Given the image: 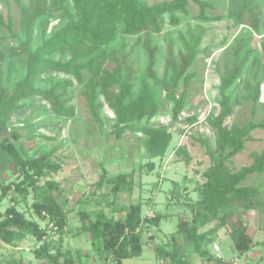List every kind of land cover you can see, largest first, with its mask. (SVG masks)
Returning a JSON list of instances; mask_svg holds the SVG:
<instances>
[{
    "label": "trees",
    "instance_id": "16d2710c",
    "mask_svg": "<svg viewBox=\"0 0 264 264\" xmlns=\"http://www.w3.org/2000/svg\"><path fill=\"white\" fill-rule=\"evenodd\" d=\"M16 3L21 12L24 39L19 45L8 49L9 56L0 47V130H9L8 124L13 114L36 98L47 102L57 117L75 118L76 110L70 90L77 82L86 88L88 107L98 126L102 127L104 123L101 117L102 106L98 102L100 96H103L116 116L110 133L121 139L128 131L140 132L147 137L149 157H164L173 140L172 130L139 125L143 120L153 119L159 112L150 83V80L157 78L159 52L152 36L164 31L166 16H169L171 25H180L181 19L177 15H186L190 3L199 7V19L210 21L205 12L211 5L200 0L163 1L154 5H149L146 0H30L29 4L16 0ZM231 6V17L235 24L246 26L261 37V58L253 56L251 67L252 72L253 67L256 68L257 72L253 75L256 78L264 67V18L257 12L260 6L257 0H231ZM55 12L65 21V25L51 37L45 38L50 30L49 15ZM14 27L11 17L5 19L0 14V29L5 28L10 36L15 37ZM37 27L43 41L34 49ZM124 36L137 37L135 44L141 45L148 57L146 77L141 81L137 95L134 92L136 70L129 63L132 52L127 51L125 45L114 46ZM201 38L202 31L196 36L190 35V39L184 42L185 51L178 55L173 53L172 48L168 49L165 80L170 87L166 95L173 104L175 120L180 118L188 99L186 89L178 96V88L182 80L188 86L194 78L189 71L199 54L197 48ZM247 41L243 36L232 50L227 51L221 77L219 111L206 119L216 134L215 146L207 139H199L210 158V166L203 174L205 181L198 186L197 201L189 204V214L180 216L178 223L177 233L186 235L189 244L200 256L215 260L218 264L225 262L217 259L215 254L210 256L204 245L214 242V234L228 227L229 219L236 217L239 211L261 208L264 231V189L242 185L248 177L264 173V152L254 154V162L238 171H233L228 165L233 157L245 150L246 143L255 130H264V121H250L243 126L230 123L234 95L227 91L243 76L254 53V49L250 48L241 55ZM24 55L27 56L25 76L14 85L5 86L4 67L9 57L20 58ZM57 55H68L69 58L63 61L56 59ZM51 73L65 77L56 78ZM86 74L89 76L85 81ZM262 83L261 80L253 83L246 79L244 84V90L253 102V114L263 95ZM196 120L195 116L186 119L190 123H195ZM9 132L8 136L0 139V150L16 168L19 180L0 185V206L7 198L12 203L5 211L0 209V247L2 243L16 247L17 242L32 236L40 245L36 250V257L44 260L45 264H77L72 250L64 247L65 236L70 232L69 212L60 202L64 190L52 178L62 170V162L53 160L51 152L38 156L21 155L16 146V142L22 137L21 133L12 130ZM175 154L184 155L187 161L190 160L188 152L181 146ZM149 167L153 169L154 164L150 163ZM104 183L111 186L109 193L114 197L113 203L120 194L132 193L135 188L131 174L121 173L108 177L103 169L96 189H100ZM31 196L33 213L45 222L44 227L29 219L19 209V205L27 204ZM113 210L125 213L124 218L116 219L103 210L94 216L84 211L77 213L83 225L76 229L75 234L90 235L93 250L102 264H109L107 254H111V264H123L125 259L140 257L144 251L140 227L144 223L157 227L161 220L160 215L151 218L143 215L142 203ZM210 225L213 226L209 230L200 231ZM228 233L240 257L247 255L256 245L248 233V226L243 222L237 220ZM50 234H56L58 240L54 241ZM160 253L161 258L164 259L165 255L172 264H192L185 255L178 253V249L176 252L163 250ZM263 260L264 256L259 257L255 264H260Z\"/></svg>",
    "mask_w": 264,
    "mask_h": 264
},
{
    "label": "rangeland",
    "instance_id": "374dc122",
    "mask_svg": "<svg viewBox=\"0 0 264 264\" xmlns=\"http://www.w3.org/2000/svg\"><path fill=\"white\" fill-rule=\"evenodd\" d=\"M163 1L171 2L173 0H146L149 5ZM200 1L211 5L205 12L210 21L199 19V7L190 3L186 15H177L181 19L180 25H171L169 16H166L164 31L152 36L154 45L159 47V52L156 65L157 78L150 80V83L159 105V112L153 119L143 120L139 122V125L166 127L172 130L173 140L164 157L155 159L149 157L146 149L147 137L140 132L128 131L121 139L112 135L111 127L116 121V116L103 96H100L98 102L102 106L101 117L104 123L102 127L98 126L88 107L85 96L86 88L77 82L70 90L76 110L75 118L57 117L50 105L40 98L33 99L27 103L25 108L13 114L8 125L9 130L18 131L22 135L21 139L16 142L21 155L38 156L44 152H51L53 160H59L63 164L62 170L52 178L59 182L64 190L60 202L69 212L68 227L70 229L83 225L77 216L79 211L94 216L103 210L109 216L113 215L114 218H119L122 216L118 214L125 213L114 212V208L142 203L143 215H164L160 227H153L152 230L155 232L159 244L162 247H167L166 244L171 242L172 236L178 231L179 217L189 214L188 206L197 201L198 186L205 181L203 174L210 166V158L206 155L205 148L199 139H207L213 147L215 146L216 134L206 119L215 116L219 111L221 77L227 51L232 50L243 36L248 41L241 55H244L250 48L254 49V53L245 67L243 76L227 91V93L233 92L234 95L232 103L234 108L230 123L243 126L250 121L256 123L264 121V67L261 68L256 78L253 76L257 72L256 68L253 67V72L251 70L253 56L261 58V37L255 35L248 27L235 24L231 17V0ZM22 2L29 4L30 0H22ZM257 4L260 6L257 12H260L264 18V0H257ZM0 14L5 19L11 17L15 24V37L10 36L5 28L0 29V47L9 56L8 49L19 45L24 39L21 29V12L16 0H0ZM49 18L51 19L50 30L45 38L51 37L65 25V21L56 12L51 13ZM201 31L202 38L197 48L199 54L189 71L194 75V78L190 80L188 86H185L182 80L177 92L180 96L185 89L187 90L186 106L180 118L175 120L172 113L173 104L166 95L170 87L165 80L168 49L172 48L175 55L184 52V42L190 39V35L196 36ZM34 37L33 48L35 49L43 41L39 27L36 28ZM136 41L137 37L124 36L114 45L115 47L125 45L126 50L132 52L129 63L136 70L135 95L139 93L141 81L146 77L148 64L147 53L141 45L135 44ZM26 58V55L20 58L9 57L8 63L4 67L3 83L5 86L14 85L25 76ZM55 58L66 61L69 56L57 55ZM250 71L251 75H249ZM51 75L56 78L65 77V75L55 73H51ZM88 76L89 74H86L85 81ZM246 79H250L253 83L256 80L263 82V95L255 114H253V102L244 90ZM44 87H48V85H44ZM191 116L197 118L195 123L186 121ZM9 130H0V139L8 136ZM180 146L188 152L189 161L185 159L184 155L175 154ZM262 152H264V130L258 129L251 134V139L246 143L245 150L233 157L228 165L233 171H238L254 162V154ZM150 163L154 164L153 169H150ZM103 169L107 172L108 177L121 173L131 174L135 183L134 191L120 194L117 201L113 203L114 197L109 193L110 185L104 183L100 189H96ZM17 180H19V174L16 168L9 157L0 150V185ZM242 185L264 189V173L248 177ZM96 200L101 203L98 204ZM32 203L31 196L27 204L19 205V209L29 219L37 221L44 227L45 222L33 213ZM11 204V200L7 198L0 209L5 211ZM237 220L248 226V233L256 243L255 250L260 252L257 257H262L264 256V231L262 230L261 208L247 212L239 211L236 217L229 219L228 227L214 234V237H217V243L223 248L225 260L232 261L234 259L237 264L245 262L248 264L246 257L235 256L233 241L228 233ZM212 226H208V230ZM50 235L54 241L58 240L56 234ZM89 239L87 234L76 236L69 232L65 236L64 247L70 248L74 255H77L80 264L84 260V258L82 259L84 251L91 254V257L93 255L98 260L100 259L94 252ZM213 241H216V238ZM39 246L32 236H27L24 240L17 242L16 247L2 243L0 264H13V262L45 264L44 260L36 257V250ZM167 248L169 249L170 246ZM186 249H188L189 261L192 264L214 262V260L201 257L190 244ZM204 249L208 250L210 256L215 254L213 242L206 243ZM144 253L145 259L156 261L154 251L148 249L147 246ZM260 264H264V260Z\"/></svg>",
    "mask_w": 264,
    "mask_h": 264
},
{
    "label": "crops",
    "instance_id": "0c3cea01",
    "mask_svg": "<svg viewBox=\"0 0 264 264\" xmlns=\"http://www.w3.org/2000/svg\"><path fill=\"white\" fill-rule=\"evenodd\" d=\"M118 215L122 216V217H119V218H116V219L124 218V214H122V215L118 214ZM154 215L155 216L156 215H160L161 216L160 223L157 226V228H159L164 215H162V214H154ZM111 216H113V215H111ZM78 227H80V226H78ZM78 227L74 228L75 230L74 229H70L69 227H68V229H69L70 233H74V235H76L75 231H76V229ZM153 227H156V226H153ZM153 227L150 226L149 224H146V223L142 224V226L140 227V234H141L142 242H143V245H144V251H145L146 246H147L148 249L154 251L156 261H150L148 259H145L144 258V254L145 253L143 251V253H142V255L140 257L131 258V259H125L123 261V264H172L171 260L169 258L165 257V255H164V259L161 258L162 257V253H160V252H162L163 250H165L167 252H171V251L172 252H176V250L178 249V253L180 255H185L188 259L190 258V254L188 252V249H186L187 246H189V242H188V240L186 238V235L179 234V233L176 232L172 236L171 242L166 244L167 247L170 246V248L168 249L167 247L166 248L162 247L161 244H159L157 236H156L155 232L152 230ZM208 228L209 227L206 226L205 228H202L200 231L201 232L207 231ZM82 235H84V234H82ZM87 235H89V234H87ZM76 236H78V235H76ZM89 237H90V235H89ZM215 238H216V241H214L213 244L217 243V237H215ZM89 240H91V238ZM217 244H219V243H217ZM91 246H92V244H91ZM255 249H256V247H254L247 255L242 256V257H246V261L248 262V264H255L257 258H259L257 256L260 254V252L256 251ZM222 250H223V248H222ZM235 253H236L235 256H237L239 258L240 256H239V254H238V252L236 250H235ZM90 255L88 254V252H85V251L83 252L82 259L84 258V260H83L82 264H101V259L98 260L96 257H93V255H92V257ZM107 256H108V258H111V254H107ZM75 257H76L77 264H80L77 255H75ZM223 260H224V262L226 264H237L234 259L232 261H227V260H225V258H223ZM249 262H251V263H249ZM109 264H111V259H109ZM199 264H202V263H199ZM206 264H218V262L214 260V262L210 261V262H208Z\"/></svg>",
    "mask_w": 264,
    "mask_h": 264
},
{
    "label": "built area",
    "instance_id": "2783aa9c",
    "mask_svg": "<svg viewBox=\"0 0 264 264\" xmlns=\"http://www.w3.org/2000/svg\"><path fill=\"white\" fill-rule=\"evenodd\" d=\"M146 216L151 218V217H154L155 215L154 214H147ZM213 248L215 251V257L217 259H223L224 257H223V253H222V247L219 244L215 243L213 245ZM224 264H226V263H224Z\"/></svg>",
    "mask_w": 264,
    "mask_h": 264
},
{
    "label": "water",
    "instance_id": "95a60500",
    "mask_svg": "<svg viewBox=\"0 0 264 264\" xmlns=\"http://www.w3.org/2000/svg\"><path fill=\"white\" fill-rule=\"evenodd\" d=\"M244 264H247L246 262Z\"/></svg>",
    "mask_w": 264,
    "mask_h": 264
}]
</instances>
